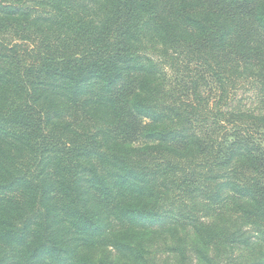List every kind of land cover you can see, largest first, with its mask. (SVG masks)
Masks as SVG:
<instances>
[{
    "label": "trees",
    "instance_id": "obj_1",
    "mask_svg": "<svg viewBox=\"0 0 264 264\" xmlns=\"http://www.w3.org/2000/svg\"><path fill=\"white\" fill-rule=\"evenodd\" d=\"M0 264H264V0H0Z\"/></svg>",
    "mask_w": 264,
    "mask_h": 264
}]
</instances>
